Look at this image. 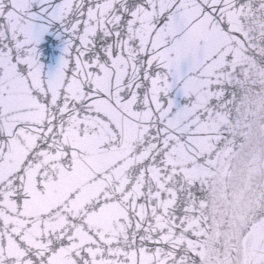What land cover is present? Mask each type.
<instances>
[{
	"label": "snow or ice",
	"instance_id": "6c2138e0",
	"mask_svg": "<svg viewBox=\"0 0 264 264\" xmlns=\"http://www.w3.org/2000/svg\"><path fill=\"white\" fill-rule=\"evenodd\" d=\"M262 6L0 0V73L22 83L14 101L0 81V264H199L198 186L177 154L205 134L179 118L193 77L212 111L229 87L189 47L204 27L238 36L233 18ZM247 264H264V243Z\"/></svg>",
	"mask_w": 264,
	"mask_h": 264
},
{
	"label": "water",
	"instance_id": "95a60500",
	"mask_svg": "<svg viewBox=\"0 0 264 264\" xmlns=\"http://www.w3.org/2000/svg\"><path fill=\"white\" fill-rule=\"evenodd\" d=\"M233 28L238 36L200 28L189 47L195 68L205 75L219 71L229 87L227 106L212 111L205 105L215 94L193 77L195 107L179 118L185 129L205 134L194 136L190 153L177 154L189 182L198 186L188 248L199 264H247L253 248L264 243V6L234 17ZM0 81L14 101L21 97L22 83L10 67ZM195 108L210 115L199 120Z\"/></svg>",
	"mask_w": 264,
	"mask_h": 264
}]
</instances>
